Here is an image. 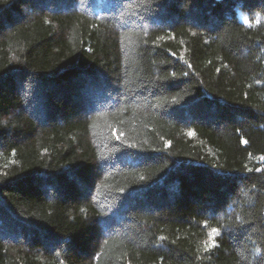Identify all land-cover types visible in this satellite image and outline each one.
I'll use <instances>...</instances> for the list:
<instances>
[{
    "label": "trees",
    "instance_id": "obj_1",
    "mask_svg": "<svg viewBox=\"0 0 264 264\" xmlns=\"http://www.w3.org/2000/svg\"><path fill=\"white\" fill-rule=\"evenodd\" d=\"M262 157L264 0H0V264H264Z\"/></svg>",
    "mask_w": 264,
    "mask_h": 264
},
{
    "label": "snow or ice",
    "instance_id": "obj_2",
    "mask_svg": "<svg viewBox=\"0 0 264 264\" xmlns=\"http://www.w3.org/2000/svg\"><path fill=\"white\" fill-rule=\"evenodd\" d=\"M246 22H247V21H246ZM113 134L115 135V132H114ZM188 134H189V135H193L192 132H189ZM116 138L119 139V136H117ZM244 143H247V141H244ZM261 159H264V157H262ZM214 231H215V230H214ZM211 241H212V242H210L208 245H206V249H207V248H211V247L214 246V237L211 238Z\"/></svg>",
    "mask_w": 264,
    "mask_h": 264
},
{
    "label": "rangeland",
    "instance_id": "obj_3",
    "mask_svg": "<svg viewBox=\"0 0 264 264\" xmlns=\"http://www.w3.org/2000/svg\"><path fill=\"white\" fill-rule=\"evenodd\" d=\"M240 17H241L242 21H244L246 19L245 15L242 13H241Z\"/></svg>",
    "mask_w": 264,
    "mask_h": 264
}]
</instances>
